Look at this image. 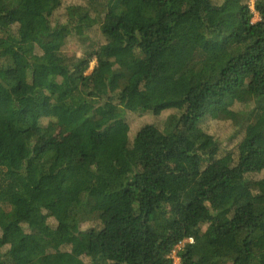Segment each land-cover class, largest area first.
I'll use <instances>...</instances> for the list:
<instances>
[{
	"label": "trees",
	"instance_id": "obj_1",
	"mask_svg": "<svg viewBox=\"0 0 264 264\" xmlns=\"http://www.w3.org/2000/svg\"><path fill=\"white\" fill-rule=\"evenodd\" d=\"M181 243L264 264V0H0V264Z\"/></svg>",
	"mask_w": 264,
	"mask_h": 264
},
{
	"label": "rangeland",
	"instance_id": "obj_2",
	"mask_svg": "<svg viewBox=\"0 0 264 264\" xmlns=\"http://www.w3.org/2000/svg\"><path fill=\"white\" fill-rule=\"evenodd\" d=\"M69 1H70V0H69ZM65 2H66V0H65ZM251 3L253 4V0H251ZM252 8H253V5H252ZM258 18H259L258 14L255 13L254 21H256ZM94 32H95V31H94ZM93 40H94V41H96V40L98 41V40H99V41L103 42V41L105 40V38H104V36H103L102 34H100V33L97 32V33H94V34H93ZM179 46L181 47V45H179ZM179 46H178V47H179ZM181 50H182L181 57H180L179 59H176V60H173V61H172V65H173L176 69H180L181 66L183 65V62L189 57L188 52H187L188 50H185L184 48L181 49ZM81 52H82V49L79 47V48L77 49L76 53H77L78 55H80ZM95 64H96V61L93 60V61L91 62L90 68L88 69V73L92 71V69L94 68ZM129 118H130V120L132 119V120L134 121V123H133L134 125H138V120H139L140 118L136 119V118L134 117V115H130ZM143 118L147 119L145 116H143ZM67 136H68L67 132H64V131L58 129L54 137H56L57 139H63V138H65V137H67ZM28 232H29V231L26 229V230H25V234H28ZM183 244H184V243L179 244V246H177V249H175V250L173 251V253H172V257L174 258V264H181V262H180V258L177 256V250H178V249L180 248V246H182Z\"/></svg>",
	"mask_w": 264,
	"mask_h": 264
},
{
	"label": "built area",
	"instance_id": "obj_3",
	"mask_svg": "<svg viewBox=\"0 0 264 264\" xmlns=\"http://www.w3.org/2000/svg\"><path fill=\"white\" fill-rule=\"evenodd\" d=\"M189 241L193 242V238H192V237H190V238H189Z\"/></svg>",
	"mask_w": 264,
	"mask_h": 264
}]
</instances>
